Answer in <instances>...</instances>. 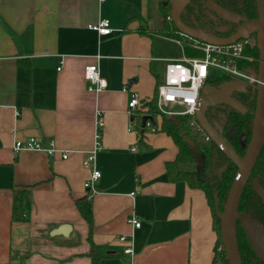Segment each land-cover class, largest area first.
<instances>
[{"label":"crops","instance_id":"crops-1","mask_svg":"<svg viewBox=\"0 0 264 264\" xmlns=\"http://www.w3.org/2000/svg\"><path fill=\"white\" fill-rule=\"evenodd\" d=\"M101 19L109 34L90 27ZM163 26L160 0H0V264H93L76 205L86 195L98 264H211L217 232L205 191L169 179L173 137L148 130L141 142L128 111L132 94L154 95L181 55L177 39L157 33ZM92 63L107 80L100 92L88 89ZM97 134L101 147L85 166ZM28 137L53 139L57 151L14 148ZM93 168L101 176L90 190ZM24 186L31 209L15 220ZM66 223L67 234L53 233Z\"/></svg>","mask_w":264,"mask_h":264},{"label":"trees","instance_id":"trees-1","mask_svg":"<svg viewBox=\"0 0 264 264\" xmlns=\"http://www.w3.org/2000/svg\"><path fill=\"white\" fill-rule=\"evenodd\" d=\"M160 10L164 15V26L157 33L180 40L187 55L201 56L202 52L189 45L190 38L181 33L170 19V0H160ZM247 11L250 16L256 14L255 0H249ZM181 17L184 20L183 14ZM146 29L147 27H141V32L146 33ZM246 52L255 55L257 58L259 57L256 40H254L252 46L248 45L246 47ZM256 67H258V63H256ZM227 78H229V75L226 73L214 71L210 74L207 82L220 83ZM254 93V98H249V106L252 110L250 109L246 113L242 114L233 108L219 106L210 107L207 110L208 118L222 127L223 134L241 155L245 153L252 135L257 95L256 92ZM142 104L143 106L139 112L132 118L139 134V140L143 141L145 132L148 130L165 132L173 137L178 147V153L174 160L166 163L168 177L173 182L185 181L192 188H200L205 191L207 200L213 211L214 229L217 232L214 257L211 264H229L220 234L221 219L217 216L215 210V193L218 194L220 199V209H223L237 171V165L230 160L215 141L208 136L206 131L200 127L195 115L176 114L168 116L162 114L158 117L159 110L157 109L155 96L148 101L142 99ZM145 115L151 117L149 118L151 120L149 125L147 122L143 124V117ZM224 165H226V168L219 174V170ZM258 172H262L264 175V149L252 172V176H256ZM260 181L263 183L262 180ZM30 191L29 186L17 187L15 189L13 203V218L15 220L27 219V214L32 205ZM76 205L82 217L89 225L91 249L88 255L92 257L93 264H98L102 256L98 247L91 239L93 231L92 200L89 195H86L77 199ZM238 209L242 212H249L251 210L253 217L259 219L264 224V203L252 188L250 181L244 188ZM237 238L243 264H264V261L260 260L254 253L245 231L239 224L237 225Z\"/></svg>","mask_w":264,"mask_h":264},{"label":"water","instance_id":"water-1","mask_svg":"<svg viewBox=\"0 0 264 264\" xmlns=\"http://www.w3.org/2000/svg\"><path fill=\"white\" fill-rule=\"evenodd\" d=\"M189 1L170 0V19L176 28L187 36L211 44L226 45L235 43L242 38H248L251 33H258L259 65L257 69H250L259 80L255 84L258 96L252 135L245 153L243 155L239 154L233 144L222 135L219 128L214 126L206 116L207 108L217 103H226L240 112H245L247 110L246 106L237 97L232 95L234 90L246 87L245 82L242 80L228 82L223 86L221 92H213L212 86L205 84L199 97L195 117L200 127L206 131L208 136L215 141L230 160L237 165V171L223 209H220V199L218 194L215 193V210L217 216L221 219L220 234L226 258L229 264H243L237 238V223L239 221V226L245 231L254 253L260 260L264 261V224L259 219L253 217L252 211L241 212L238 210L244 188L264 147V0H256L257 17L245 22L234 34L227 37L217 36L185 24L181 19V13ZM213 8L227 19L235 20L237 17H242L216 3H213ZM149 118L151 117L145 115L143 117V124ZM225 168L226 165L223 169ZM252 188L264 203V186L257 178L252 180ZM69 229H71V224L66 223L55 229L53 233L67 234Z\"/></svg>","mask_w":264,"mask_h":264},{"label":"built area","instance_id":"built-area-1","mask_svg":"<svg viewBox=\"0 0 264 264\" xmlns=\"http://www.w3.org/2000/svg\"><path fill=\"white\" fill-rule=\"evenodd\" d=\"M94 30L101 34H109L112 31L109 19H101L97 23L90 25ZM190 38L189 45L196 50L202 52L201 56L187 55L182 43L181 55L178 58L167 61L165 67L164 79L158 84L156 93L146 100L156 97L158 117L162 114L172 116L176 114L195 115L197 104L203 86L207 83L210 74L214 71L226 73L231 78L239 79L250 84H257L258 78L250 69H257L256 63L259 65V57L246 52L248 45L252 46L254 40L242 38L235 43L219 45L203 42L201 40ZM58 69H61L59 67ZM85 78L88 81V89L100 92L107 87V80L101 75L99 66L96 63L85 66ZM127 86H125V89ZM142 99L139 93L134 92L128 103L129 114L134 116L139 112ZM177 107V109H175ZM181 109H179V108ZM151 120H147L149 125ZM98 124H102V118H98ZM134 127L131 123V128ZM96 147L84 160L85 166H90L95 159V151L101 147L100 135L97 134ZM17 150L26 149L34 151H44L49 155L57 151L55 141L50 139L45 144L41 139L36 137H28L23 140H17L14 144ZM135 149V148H134ZM63 157H68L67 153H63ZM101 176V171L93 168L91 178L86 181L85 186L90 190L94 186V182ZM129 221L135 226H141V220L132 216ZM121 240H126V235H122ZM127 254L133 255V246H127L124 249Z\"/></svg>","mask_w":264,"mask_h":264},{"label":"flooded vegetation","instance_id":"flooded-vegetation-1","mask_svg":"<svg viewBox=\"0 0 264 264\" xmlns=\"http://www.w3.org/2000/svg\"><path fill=\"white\" fill-rule=\"evenodd\" d=\"M190 2H191V4H190ZM248 2H249V0H190L188 3L189 6L187 4L181 13V15L183 14V16H184V20L182 19V17H181V19L183 20V22L185 24H187L191 27L202 29L208 33H212V34L217 35V36L227 37V36L234 34L239 27L244 25L245 22L251 21L252 19L257 17L258 13H257L256 0H255L256 14L253 16H250L248 11H247ZM213 3H216V4L220 5L221 7H224L225 9H228V10L234 12L237 15L242 16L243 18L237 17L235 20L227 19L220 12L216 11L213 8ZM249 38L256 40V43H258V33L257 32L251 33L249 35ZM234 80H239V79H234V78H231L229 76V78L223 80L220 83L207 82L206 84L212 86L213 92H221L223 90V86L226 83L232 82ZM243 82H245V81H243ZM245 84H246V87L241 88L240 90H234L232 92V95L237 97L246 106L247 110L245 112H240L239 110L233 108L232 106H230L226 103H217L213 106H209L207 108V110L210 107H218V106L223 107V108H231V109L233 108L242 114L250 111V109L252 110V108L249 106V98L253 99L254 94H255L254 92H256L257 93L256 105H257L258 92H257V89L255 88V84H250L247 82H245ZM256 105H255V109H254V115H255ZM207 110H206V116H207ZM207 118H208V116H207ZM208 120L214 126L218 127L219 130L221 131L222 135L225 136L223 134V129L220 125H218L216 122L211 121L209 118H208ZM253 120H254V118H253ZM252 130H253V127H252ZM263 149H264V147H263ZM224 166L219 170V172H218L219 174H221L222 171H224V169H223ZM254 168H253V170H254ZM260 170H263V169H260ZM258 173L256 176H252V174H251V176L248 180V182L250 181L251 185H252V180L254 178H257L259 181L262 180L264 183V175L262 174V172H260L259 174ZM260 183L263 185V183L261 181H260ZM238 224H239V221H238L237 225Z\"/></svg>","mask_w":264,"mask_h":264},{"label":"rangeland","instance_id":"rangeland-1","mask_svg":"<svg viewBox=\"0 0 264 264\" xmlns=\"http://www.w3.org/2000/svg\"><path fill=\"white\" fill-rule=\"evenodd\" d=\"M179 108V107H178ZM175 109H177V107H175ZM179 109H181V108H179Z\"/></svg>","mask_w":264,"mask_h":264}]
</instances>
